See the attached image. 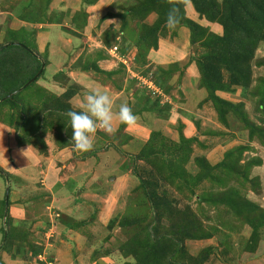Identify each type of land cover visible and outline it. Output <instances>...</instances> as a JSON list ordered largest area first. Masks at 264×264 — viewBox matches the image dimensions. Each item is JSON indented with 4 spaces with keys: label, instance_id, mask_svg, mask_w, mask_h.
Instances as JSON below:
<instances>
[{
    "label": "trees",
    "instance_id": "obj_1",
    "mask_svg": "<svg viewBox=\"0 0 264 264\" xmlns=\"http://www.w3.org/2000/svg\"><path fill=\"white\" fill-rule=\"evenodd\" d=\"M33 1L36 2V6H31L32 12L27 15H19L20 20L35 23L36 20H39V13L44 14L42 10L51 0H30V4ZM97 1L81 0L80 10L73 11V13H70V10L58 14L53 13L51 17H48L50 21L47 22L62 23L68 19L71 26L77 30H82L87 23L88 15L84 7L93 5ZM169 7L167 0H136L120 14L121 30L126 27L127 19L138 22L139 33L135 46L157 49L161 34L170 30L165 25ZM191 7L200 19L221 27L219 33L207 32L208 30L202 25L185 17L184 8L181 9L180 26L189 29L190 42L195 44L204 36L206 37L202 43H198L202 52L196 53L193 57L199 75L198 87L206 91V96L199 105L208 104L214 112L216 122L223 127L228 126V116H233L239 121L241 128L247 132V140L264 147V76H254L253 74L254 66H264V56L255 59L256 49L260 42H264V0H192ZM152 12L157 15L156 19L150 24L144 22ZM48 18L46 19L48 20ZM39 22H44L43 18ZM22 30L24 31V29ZM14 33V31L8 30L5 42H19L24 47L8 45L4 48L13 47L29 54L33 60H28L32 66L26 70L25 80L15 88L5 89L4 96L28 81L41 65L40 60L30 54L31 51L39 54L36 47L29 45V43L33 45L34 43L28 39L20 40ZM121 53L123 54L124 50ZM13 54L17 57L19 55L15 51ZM42 58L46 64L45 56L42 55ZM92 67L95 72L107 74L94 63ZM172 70L178 69L173 67L168 72L170 73ZM0 71L2 72V70ZM42 74L43 71L40 75ZM154 77L156 86L163 89L164 92H169L168 83L163 85L157 74ZM37 79L38 77L30 84L34 85ZM238 89L241 100L238 99L237 102L227 99L223 94L225 92L236 93ZM76 91V85H69L60 96L51 94L50 99H43L39 90L38 97L29 103L31 106L26 110L24 104H18L14 100L16 94H13L0 101V122L14 129L18 145L32 144L40 152L45 151L46 146L43 137L54 123L64 137L63 145L70 144L73 142L71 140L72 130L69 118L65 113L72 110L67 101ZM247 98L253 99L251 111L253 110L256 114L257 120H252L248 116L244 102ZM145 100L148 101L149 99L146 98ZM153 100L152 105L148 106L147 109L160 110L159 118L166 119L167 115L164 114L165 111L163 110H168L169 105L165 104L162 108H158V98ZM142 110H144V105ZM195 124L197 128L198 122ZM123 126L124 124L120 123V127ZM181 126L178 127V140L168 139L161 131L152 130L138 153L129 158L135 162L144 161L155 170L161 180L178 190L184 188L191 194H194V190L203 182L212 181V184H215V188H219V191L211 192L205 197L199 195V200L202 198L206 201L210 200L214 204H220L235 218L249 225L251 232L243 250L254 252L260 240L259 228L264 225V209L247 199L245 195L240 194L239 189L246 188L248 185L250 186L248 190L257 191L260 188L259 178L250 173L251 168L261 164L260 157L250 155L248 144H240L227 149L222 158L214 164L204 156L192 157L193 144L199 146L197 137L185 136ZM219 132L208 131L203 134L219 135ZM189 160H192L197 167L195 173H190L185 168ZM134 171L135 174H138L136 169ZM136 177L139 183L135 189L143 195L146 211L143 215L133 213V217L124 215L117 224L120 228L132 230V233L119 243V254L123 257H131L135 264H204L217 251V247L210 245L202 248L196 255H190L185 251L184 242L186 239L211 238L215 235L217 227L213 229L204 226L197 213L188 206L183 209L178 208L175 201L171 200L164 190L158 191L160 185L157 180L153 182L139 175ZM0 203L3 206L5 200L3 199ZM7 203L9 205V200ZM3 210L4 207H2L0 215H3ZM163 220L167 222L163 223ZM62 222L69 228H75L77 225L72 218L69 219L68 217L62 218ZM110 223L111 221H109ZM113 225L114 223H111L109 227L111 228ZM6 226H9V229H6V238L1 246V249L5 251L17 240L23 241L19 236L20 232L12 226L8 213H6ZM2 231L4 233V228ZM224 237L227 235L225 234ZM220 243L223 246L222 240ZM23 246H30L32 253L36 251L35 245L28 241L26 244L22 243V246H17L18 249L13 253V256L16 253H22ZM38 250L39 248H37ZM220 252L226 254L228 251L222 249Z\"/></svg>",
    "mask_w": 264,
    "mask_h": 264
},
{
    "label": "rangeland",
    "instance_id": "obj_2",
    "mask_svg": "<svg viewBox=\"0 0 264 264\" xmlns=\"http://www.w3.org/2000/svg\"><path fill=\"white\" fill-rule=\"evenodd\" d=\"M29 1L30 0H0V12H1L0 13V44L6 43L5 39H6L8 30L14 31L15 32L14 34L20 40H23V41H25L26 39L31 40L34 43V45L29 43L31 47L33 46L36 47V44L38 45V42L35 39V37H32L34 36L36 30L41 35L40 36L41 41L46 39V36H47L46 27L44 26L42 28H39L40 25H36V26L29 25L26 27V29L28 30L24 28V31L22 30V28L20 30H14V28L10 26L9 22L13 20L14 18H17L20 20L21 18L19 17V15L21 14L27 15L28 13L32 12L31 6L32 7L34 5L36 6V2L33 1V3L30 4ZM119 1L120 0H110V1H107L108 3L106 2L105 4H103V6H100L99 10H101V13L103 14V17L101 18V20H105V21H102L99 24V23H96V20H94L98 18L96 17L93 18V24L89 25V30L91 31V29L93 28L95 29L96 32L93 35H91L89 30L86 31V39H85L86 44L85 45L91 48L92 50H94L95 48L98 47L97 44L102 46L103 40L108 45L112 44L113 42H117L118 46L119 44L121 45L120 53L122 52L124 47L126 48L127 51H130L133 45L135 49H132L131 53L129 54L128 59L127 57H124V58L120 57L122 58V60L120 61L124 62V64L122 62L121 64L124 65L126 72H127V83H125L126 85L125 87H128L129 85V87H131L130 90H133L134 94H136L137 96L135 100L131 101L132 103L131 108L134 112V110H137L138 107H141L140 111L143 113L139 114L137 117L141 118L143 124H145L146 127H149L151 131L158 130V131H161V133L164 134L166 137H168V139L178 140V132H179L178 127L181 125L180 118L182 117L181 116L182 114L180 111L184 110L182 108L185 106L184 104L187 99L185 98L184 95H182V97L184 96V98L182 99V97H180V95L178 94L177 89L181 87L182 85L181 79L183 78L182 76H183L184 70H187L186 67L190 63H193V62L195 63V60L193 59V57L196 55V53L200 54L202 52V50L198 46V43H202V41L205 40L206 37L204 36L199 41L195 42V44H192L190 42L189 29L185 26H179L175 29H170L167 32L164 31L161 34L160 37L161 39H165L164 40L165 43H163L162 45L160 44L157 49H147L145 47H140L141 48V52H140V48L135 46L139 31L136 30L137 28L133 26L131 27V29L125 28L124 35L122 33L120 35L119 40L113 39L112 41L111 37H109V35H106V34L108 33V30L113 27V25H117L118 29L121 28L122 20L120 18V14L129 6L128 4L130 3V0L129 1L126 0V2L123 1L119 4L118 3ZM135 2L136 0H134L133 3ZM58 3H60V0H51L46 5L45 9L42 10L45 16L43 17L44 14L40 12L39 20H36L35 24L36 23L46 24L47 21H50L48 17L49 16L51 17L53 12H49V9H52V7L53 8L60 7ZM80 9H81V6L78 8V10ZM84 9L86 10V6L84 7ZM192 10L193 9L191 6L184 8L185 17H187L188 19L192 21L197 22L200 25H204L203 28L207 29L208 30L207 32H210V31L215 32L214 30L216 28L214 25L215 23H209L204 19H200L199 16H197L195 12L194 13L192 12ZM190 13L194 15L191 16ZM41 18H43L44 20L43 23L39 22ZM46 18H48V20ZM53 18L55 19V17ZM108 18H116V19L113 20L112 24H110L111 21L107 20ZM201 22H203V24ZM31 24H34V23H31ZM56 24H58L57 28L60 31H64L68 36L73 38L71 39L69 37L67 39H69L72 42H75V37H77V35H73V34L75 33L74 31H77V29L68 23V19L67 21L64 20L62 21V23H56ZM31 27H34L35 29L32 33L29 30ZM50 29L51 31L49 32H51L52 34L50 35L51 44L53 46L58 45L59 44L57 41L58 37L56 38L55 34L59 30L53 27ZM181 29H183L184 32ZM78 31H81V30H78ZM220 32H221V27H220ZM37 35L38 34L36 33L35 34L36 38L38 37ZM124 37L125 38L128 37L132 41V43H128L127 45H125V42L123 39ZM182 39H184V42H181ZM99 42H102V43H99ZM130 44L132 45L128 47V45ZM194 45H197V46L193 49ZM48 46H49V43L45 48H43L44 50L41 53L37 51V53H39L38 55L35 53V51H31L32 53L30 54L37 57L41 63V59L43 60L42 55L45 56L46 60L48 59L47 57H49ZM182 46L185 48V50L181 48ZM14 51L17 52L20 55V57L19 55L18 57L17 55L14 56L13 54ZM90 52H93V51H90ZM150 52L153 56L152 58L151 56L147 58V54H150ZM181 53H183V56L181 58H178L177 56L180 55ZM83 55H86V54L84 53ZM114 55H115V58L118 59L119 57L118 54L114 53ZM263 56H264V42H260V45L256 49L255 59L257 57L260 58ZM20 58H22V60H20ZM56 59H58V57L56 56L52 57L53 61ZM28 60H33L29 54L21 52L13 47L4 48L0 50V70H2V72L0 71V99L4 97V94L6 93L5 89L15 88L16 86L20 85L25 80L27 76L26 70L30 69L29 67L32 66L30 65L31 62H29ZM173 67L177 68L178 70H172V72L169 73L168 70L172 69ZM44 73L48 74L49 69L46 68ZM139 73H142V74L136 76ZM155 74H157V76L159 77V81L163 82V85L168 83L170 87L169 92H164L163 89L156 86V84L154 83ZM253 74L254 76H257V75L264 76V66H260V67L254 66ZM40 76H41L40 74L37 76L38 79H40ZM143 80H145L146 82ZM34 85L28 84L24 87L20 86L18 87L20 90L15 93L16 95L14 97V100L17 101L18 104L20 103L24 104L25 110L31 106V104L29 103L33 101L35 96L38 95L36 90H34L33 88ZM237 91L238 92L236 93L225 92L223 94H225V97H227V99H230L233 102H237L241 100L239 96L240 90L238 89ZM194 92L198 93L197 91H194ZM129 96H130L129 92L125 91V95H123L122 93L121 94V97L123 98L122 101L126 100V98ZM196 96L197 95H195L193 99H195ZM146 98H148L149 100L148 101L145 100ZM155 98H158L157 100L158 106H159L158 108H162L165 104L169 105L168 110H163V111H165L164 112L165 115L170 116V117L168 118L166 116L165 117L166 119L161 118L163 122L162 124L161 123L157 124L155 122H153L154 124L152 123V121L156 119L157 120L160 119L159 118L160 116L158 115L160 110L156 111V109L155 110L147 109L148 106L152 105L151 103L154 101L153 99ZM198 102L199 101H197L196 104ZM244 102H245V109L248 113V116L252 120H255V119L257 120L256 114L253 112V110L251 111V107H253V99L247 98L244 100ZM199 103H198V106L195 107V111L198 109L200 110L203 106L209 107L208 104L199 105ZM143 105H144V110H142ZM202 111H204V113L205 112L208 113L207 115H205V122H204L205 126H203V124L201 125V123L198 121V127L197 128L195 127V130H193V133L189 131L190 130L189 128L185 129L184 131L185 132L184 134L187 137H190L191 135L197 137V141L199 143V146L198 144H193L192 157L204 156L212 163L215 161L218 162L222 158L223 153L227 149L236 147L237 145H240V144L249 145L250 150L248 151L250 152V155L252 156L254 155L258 157L264 156V147L262 148V146L258 145L256 142H253V141L249 142L247 140V132L241 128V124L233 116L231 115L228 116L227 118L228 126L223 127L217 122H214L216 121L214 114H213V117H211L212 114L207 108H204ZM170 112L174 113V116L172 119H171ZM195 113L196 114L190 117L191 118L194 117L196 119L198 117V114L197 112ZM177 114L179 115V118ZM194 126L196 125L194 124ZM176 129L177 131L175 132ZM208 131H211V132L220 131V132H219V135L218 134H212V135L203 134ZM103 137H104L103 135L102 137L100 136L98 142L94 145L95 147H94V154H93L92 160L89 162V164L87 161L89 171H87L84 175L78 174L77 176L70 178L66 183L65 189H58V188L54 189L56 192L55 197L58 200V202L56 201L57 202L56 204L59 205L58 207L63 212H66L65 215H67L69 219L70 218H73V219L86 218L88 220L87 224L93 220V221H96L95 226L97 227L99 226L102 227V224H103L102 229L100 228V230L98 231L99 236H100V237L98 236L99 237V240L97 242L98 245H95V248H94L96 249L97 256L98 255L104 256V254L108 255L114 251L119 253L118 251L119 243L125 240L132 233V230L131 229L125 230L123 228H120L117 224L120 222V220L122 219L124 215L132 216L133 213H136V214L141 213L143 215V213L146 211V203L145 204L143 203V199H144L143 195H141L139 190L135 189V187L139 183L136 175H139L153 182L157 180L160 185L158 187L159 192L164 190L166 192V195L171 200L175 201L178 208L183 209L184 207L188 206L191 210L196 212L197 215L200 217L201 222L204 224V226L213 228V229L214 227H217L215 235L212 236L211 238L201 239V240L186 239L184 242V247H185V251L187 254L196 255L202 248L211 245L213 247H217L216 248L217 251L214 254H212L209 257V259L206 262H204V264H245L244 263L245 257L242 255L243 252H245L243 250V246L246 243L250 235V232H251L250 226L242 223L241 220H238L237 218H235L234 215H232L229 211H227V209L224 206H221L220 204H214L212 201L210 200L206 201L202 198L199 200V195L200 196L204 195L203 197H205V195H208L211 192H214L216 190L219 191V188H215V184L213 185L212 181L203 182L199 187H197L194 190L195 191L194 194H191L189 191H187L184 188L181 190H178L174 186L169 185L167 182L161 180L160 177L155 172V170L150 165L145 163L144 161L139 160L138 162L137 161L135 162L133 159L131 160L129 158L131 155L133 154L135 155L138 153V151L140 150V146L134 147L132 149L130 147L129 149L131 150V152H125L128 155H130L128 156L127 154L118 152L113 146L109 145L112 143L105 140ZM83 154L84 153H81L78 151V154L76 156L77 157L76 160L78 161L77 164L79 163L77 170L81 168V165H84L86 163L80 160ZM185 168L190 173H195L197 171V167L195 166L192 160H189V162L186 163ZM135 169H136V173L138 172V174H135V171H134ZM253 170L255 173L256 172L259 173V174H251V175L259 178L260 188L257 189V191L248 190L250 188V186L248 185L246 186V188L239 189L241 192L240 194L245 195V197L252 202L257 201L255 203H257L261 208L264 209V167L255 166V168L254 167L251 168L250 173H254L252 172ZM126 172L129 174L130 181L126 182L125 188H123L124 185H121V186L119 185V188L114 187V184L116 183L115 179L119 177L121 174H124ZM8 176L9 175H6V177ZM4 178L1 177V174H0V202H2L3 199L5 200L6 190H10V187L6 184L8 180ZM10 185H11V188L13 189L14 180L13 181L10 180ZM18 186H20V183ZM24 193L25 194H22V197L20 198V200L18 199V200H15L14 202L22 206L25 212V217L28 219H32L34 223L38 221L40 224L44 223L46 224V226L47 225L49 226L50 222L45 223L46 221L44 220V215L37 217L38 215L43 214L41 213V211L42 209H44L46 201L40 200L39 197L41 195L35 192L26 191ZM83 193H87L89 195H86L85 197H83L82 196ZM93 194H95L96 196ZM252 194H255V195L252 196ZM50 198L51 197L49 196L47 199L49 200ZM7 202H8V197H7ZM6 205H8V203H6ZM4 206H5V203L3 204V206L0 203V211H2V207ZM58 207H54L50 211L51 212V226L54 224V222H55L54 225L60 224V222L62 221V218L66 217L63 212L61 213V210H59ZM67 211H70V212H67ZM56 213L60 214L61 217H57L58 215ZM33 216H36V217L33 218ZM101 221H103V223ZM109 221H111V223H114V225L111 228L109 227V225L111 224V223L109 224ZM220 221H222L223 223H221ZM166 222H167L166 220H163V223H166ZM30 226L29 225L26 226L23 223L20 224V222H16V225H14L13 227H15L17 231L20 232V235H19L20 238L24 239L25 233L28 231V229L32 227ZM5 227H6L5 229H9V226H5ZM88 228L90 229V227ZM263 228H264V225L259 228V234L263 230ZM59 229H60L59 227L55 228L53 226L52 230L49 229V235L51 238H48L49 236L48 235V236H45L43 242H41V239L39 238L37 241H40L41 244L42 243L45 244L46 243L45 241L48 239L49 244L52 245L53 242L55 244V242L57 241L56 239L58 237H56L55 239L54 233L55 232L59 233L60 232ZM1 233H2V229L0 230V234ZM66 233H68L67 235L68 237L64 239H70L74 241L73 235L76 234L75 231L71 232L70 230H66ZM225 234L227 235V237H224ZM263 235H264V232H263ZM61 238L62 236L60 237V239ZM220 240H222L223 246H221ZM260 242H263V240ZM68 244H71L68 247V250L71 249L72 255L75 256L76 254L75 246L77 248V244L74 242H70ZM260 244H263V243H260ZM17 246H22V241L17 240L16 243L9 246L6 252H8L9 256L11 255L12 258H20V259L26 260L27 259L26 252H28V250L27 248H24L25 246H23L22 249L20 248L22 250V253L21 252L16 253L13 256V253L17 251L18 249ZM56 246L59 247L60 243H58ZM35 247L41 248V246L38 244H35ZM23 249H24V252H23ZM44 249L45 247H43V250ZM222 249H226L228 252H226V254H221L220 251ZM40 250H42V248ZM261 250L262 248H260V251ZM58 258L60 260V263L62 264L64 260L63 256L59 254ZM52 261H53V264H57V263H54L53 259ZM133 263H134V260H133ZM101 264H105V263L102 262Z\"/></svg>",
    "mask_w": 264,
    "mask_h": 264
},
{
    "label": "crops",
    "instance_id": "obj_3",
    "mask_svg": "<svg viewBox=\"0 0 264 264\" xmlns=\"http://www.w3.org/2000/svg\"><path fill=\"white\" fill-rule=\"evenodd\" d=\"M107 1H110V0H98L95 4L86 6V12L88 14L87 15L88 22L86 26L84 27V29H82L81 31H78V30L74 31L75 33L73 35H77V37H75V42H72L69 39H67L70 36H68L64 31H60L57 28L58 24H56L55 22H47L48 24L47 23L44 24L43 22H42L43 24H40V23L31 24L30 22L19 20L17 18H14L13 20L9 22L10 26L14 28V30H20L21 28L26 29V27L29 25H35V26L40 25L39 28H42L43 26L46 27L47 36L45 40L43 41L40 40L41 35L39 32H37V30L35 34L37 33L38 37L36 38L35 34L33 36L38 42V45L36 44V49L39 53H41L44 50L43 48H45L49 43V46H48L49 57H47L48 58L47 63L44 65V68L42 70L43 74L40 76V79L36 80L35 85L33 87L34 90H36L37 94H38V91L40 90L43 99H47V98L50 99L51 94L55 96H60L66 91L67 86L76 85L77 86L76 93L67 101V103L69 104V107L72 110L80 111L81 110L79 107L80 101L85 95L93 91H100L103 93H107L110 97L114 98L116 102V108L114 109V111H118V107L121 103H127L130 107H132L131 101L135 100L137 96L136 94H134L133 90H130L131 87H129V85L128 87H125L126 86L125 83H127V72H126L124 65L121 64V62L123 64L124 62L120 60H122V58L124 57H127V59L129 58V54L131 53L132 49H135L133 45L132 44L128 45V47L132 45V49H130V51H127L126 48L124 47L123 54L120 53L121 45L119 44L118 46L117 42H113L112 44L108 45L103 40V43L99 42V43H102V46L97 44L98 47L95 48L94 50H92L91 48L85 45L86 44L85 43L86 42L85 41L86 31L89 30V25L93 24V18L95 17L98 18L94 20H96V23H99V24L100 22L105 21V20H101V18L103 17V14L101 13V10H99V8L100 6H103V4H105ZM123 1L126 2V0H120L118 3L120 4ZM133 2L134 0L132 1L130 0V3L128 5L133 4ZM58 5H60V7H55V8L52 7V9H49V12L58 14L60 12H65L67 10H70V13H73V11L78 10V8L81 6V0H60V3H58ZM192 12L194 13L193 10ZM190 15L192 16L194 14L190 13ZM114 19L116 18H108L107 20H110L111 21L110 24H112ZM155 19H156V14L152 12L146 17L144 22L150 24ZM65 20L67 21V19ZM201 23L203 24V22ZM214 25L216 27V28L214 27L215 32L219 33L220 26L217 24H214ZM133 26L137 28L136 30H138L139 23L136 21H130L129 19H127L125 28L131 29V27ZM52 27L59 30L55 34L56 38L58 37L57 41L59 44L54 45V46L51 44L50 35L52 34L51 32H49L51 31L50 28ZM124 29L122 30L121 28L118 29L117 25H113V27L108 30V33L106 35H109L112 41L113 39L119 40L120 35L122 33L124 35ZM29 30L32 33L35 29L34 27H31ZM181 30L183 31V29ZM95 32H96L95 29L92 28L90 31V34L93 35ZM70 38L73 39L72 37ZM123 39H124L125 45H127L128 43H132V41L128 37L127 38L124 37ZM164 40L165 39L160 38L158 40V46L160 44L162 45L163 43H165ZM181 42H184V39H182ZM113 46L117 47V50L115 53L118 54L119 56L118 59L115 58V55L113 52L108 51ZM183 46L181 48L185 50ZM90 51H93V52H90ZM84 53L86 55H83ZM53 56L58 57V59L53 61L52 60ZM150 56L151 58L153 56L151 52L150 54H147V58H149ZM182 56H183V53H181L177 57L181 58ZM93 63L101 71L107 74H104L102 72H95L92 67ZM46 68L49 69L48 74L44 73ZM186 69L187 70H184V73L182 76L183 78L181 79L182 85L181 87L177 89L180 97L184 95L185 98L187 99L184 104L185 106L182 108L184 110L180 111L182 114L181 115L182 117L180 118V124L182 125L183 133H185L184 132L185 129H188V128L190 129L189 131L193 133V130H195V127H196L194 126V124L196 122L199 121L201 125L203 124V126H205L204 125L205 115H207L208 113L207 112L204 113V111L202 110L204 108H207L212 114L211 117H213L214 112L207 105H206L207 107L203 106L200 110L198 109L195 111V107L198 106V103L201 102L205 98L206 91L203 88L198 87L199 75H198L195 63L194 62L190 63L186 67ZM109 73L111 74L109 75ZM141 74L142 73H139L136 76L141 75ZM125 91L129 92L130 96L127 97L126 100L122 101L123 98L121 97V94L123 93V95H125ZM194 91H197L198 93H195ZM195 95L197 96L195 99H193ZM184 96L182 97V99L184 98ZM37 97L38 95L35 96L34 100ZM197 101L199 102L196 104ZM140 110H141V107H138L137 110H134V114L136 116H138L139 114H142L143 112H141ZM195 112H197L198 117L196 119L194 117L191 118L190 116L196 114ZM170 113H171V119H172L174 116V113L173 112H170ZM177 116L179 118L178 114ZM169 117L170 116H168V118ZM153 122L157 124L163 123L161 118L158 120L156 119L152 121V123ZM113 127L115 128L114 135H108L102 130H97L95 140H94V145L98 142L99 137L100 136L102 137L103 135L104 136L103 138L105 140L112 143L109 145L113 146L118 152L127 154L125 152H131V150L129 149L130 147L131 149L134 147H138V146H140L141 148L142 144L146 141L151 131L149 127H146L145 124H143L141 118H138L137 124L133 127H127L125 125L123 127H120V122L118 121V119L114 118ZM176 131L177 129L175 130V132ZM43 140L46 146L44 152H40L32 144L18 145L16 142L14 129L0 122V168L2 169L1 170L2 172L4 171L9 176L6 177L5 173L4 174L0 173V174H1V177L3 178L5 177L4 179L8 180L6 184L10 187V190H7L8 191L7 197H8L10 204L4 206L3 215H0V230L4 228V233H6V229H5L6 228L5 227L6 226V213H8V216L11 219V224L13 226L16 225V222H20V224L23 223L26 226L27 225L32 226V227L30 226L31 228L28 229V231L25 233L22 243L26 244L28 241L32 240L31 242L33 243V245L38 244L42 248V250L39 249L37 251V248H40V247L34 246V248H36L35 249L36 251L32 253L30 246H25L24 248H27L28 250V252H26L27 253L26 260H23L20 258H12L11 255H10L11 257L9 256L8 252L1 249V246L3 242L5 241L4 233L2 231V233L0 234V254H1L0 264H43L37 256L35 257L36 253L37 254L42 253L44 257L50 258L51 261L53 259L54 263H57V264H61L58 258L59 254H61L64 259L62 264H101L102 262H104L105 264H135L133 263V260L131 259V257H123L116 251L111 252L108 255L104 254V256L96 255V249L94 248H95V245H98L97 242L100 237L98 231L100 230V228L102 229L103 224H102V227L101 226L97 227L95 226L96 221L92 220L89 222L90 224L89 223L87 224L88 220L86 218L84 219H73L72 218V220L75 223H77L75 228L67 227L63 223L64 221L62 222L61 220H60L61 221L60 224L54 225L55 224L54 222V224L51 226V212L50 211L52 208L59 206L58 204H56L58 200L55 197L56 192L54 189L55 188L65 189L66 183L70 178L75 177L78 174L84 175L87 171H89L88 164L93 158V152H94L95 146L93 147L91 151H89V153H84L81 156L80 160L86 163L84 165H81V168L77 170L79 163L77 164L78 161L76 160L77 158L76 156L78 154V151L74 150L73 142L67 145H63L64 137L57 130L56 123H54L52 127L48 129V131L45 133L43 137ZM260 158H261V164L258 165V167L260 166L264 167V156L263 157L261 156ZM87 161H88V164H87ZM214 163H216V161L213 162L212 164ZM252 172H254V170ZM251 174H259V173L254 172ZM10 180L11 181L14 180L13 189L11 188ZM115 181L116 183L114 184V187L119 188V185L120 186L124 185L123 188H125L126 182L130 181L129 174L127 172L124 174H121L119 177L115 179ZM19 183H20V186H18ZM26 191L35 192L41 195L39 197L40 200L46 201L44 209H42L41 211V213L43 214L38 215L37 217L44 215V220L46 221L45 223L50 222L49 226L48 225L46 226V224L44 223L40 224L38 221L34 223L32 219L26 218L25 212L22 206L14 202L15 200H18V199L20 200V198L22 197V194H25L24 192ZM86 195H89V194L87 193L82 194L83 197H85ZM254 195L255 194H252V196ZM49 196L51 198L48 200L47 198ZM254 202H257V201H254ZM59 210L61 209L59 208ZM62 212L63 211L61 210V213ZM67 212H70V211H67ZM63 213L65 215L66 212H63ZM56 214L55 215L57 217H61L59 216L60 214L58 213ZM65 216L68 217L67 215ZM35 217L36 216H33V218ZM101 222L103 223V221ZM53 226L55 228L56 227L60 228L59 233L58 232L54 233V236H55L54 238L56 239V237H58L56 239L57 241L55 242V244L53 242V244L51 245L49 244L48 239L46 237L47 239L45 241L46 243L41 244L45 236L49 235V229L52 230ZM88 227H90V229ZM66 230H70L71 232L75 231L76 234L73 235L74 241L70 239H64L68 237L67 236L68 233H66ZM263 232H264V228L260 232V240L254 252H247V251L243 252L242 255L245 257V260H244L245 264H261V263L264 264V235H263ZM61 236L62 238L60 239ZM38 238L41 239V242L37 241ZM48 238H51L50 235L48 236ZM262 240L263 242H260ZM70 242H74L77 244V248L75 246V251H76L75 256L72 255L71 249L68 250V247L71 245V244H68ZM58 243H60L59 247L56 246ZM260 243H263V244H260ZM42 246L45 247L44 250ZM260 248H262L261 251H260ZM37 259L40 261V263Z\"/></svg>",
    "mask_w": 264,
    "mask_h": 264
},
{
    "label": "clouds",
    "instance_id": "obj_4",
    "mask_svg": "<svg viewBox=\"0 0 264 264\" xmlns=\"http://www.w3.org/2000/svg\"><path fill=\"white\" fill-rule=\"evenodd\" d=\"M167 3L170 7L166 14L165 25L169 29H175L181 23V9L191 6L192 0H167ZM79 107L80 111L69 110L65 115L69 118L72 130L73 148L81 153H87L93 149L97 130L114 135V118L127 127H133L138 122V117L127 103H121L118 111H114L116 108L115 99L100 91H93L85 95L80 101ZM39 254L42 253H38L37 257ZM45 259L51 261L47 257ZM40 260L46 264L44 259Z\"/></svg>",
    "mask_w": 264,
    "mask_h": 264
},
{
    "label": "water",
    "instance_id": "obj_5",
    "mask_svg": "<svg viewBox=\"0 0 264 264\" xmlns=\"http://www.w3.org/2000/svg\"><path fill=\"white\" fill-rule=\"evenodd\" d=\"M8 45H18V46H22V47H24V45H23L22 43H19V42H8V43H4V44L0 45V50H2L4 47H6V46H8ZM196 46H197V45H194V46H193V49H194ZM43 68H44V61L41 59V65H40V68L38 69V71H37V72H36V73H35V74H34V75H33L28 81H26V82L22 85V87H24V86L30 84L33 80H35L36 77L42 72ZM22 87H21V88H22ZM19 90H20L19 88L16 89V90L13 91L12 93H10V94L4 96L3 98H1L0 101H2V100L5 99V98H8V97L12 96L13 94H15V93H16L17 91H19ZM0 173L3 174V172H0ZM7 194H8V191L6 190V193H5V205H6V203H7ZM5 237H6V233H4V239H5Z\"/></svg>",
    "mask_w": 264,
    "mask_h": 264
},
{
    "label": "built area",
    "instance_id": "obj_6",
    "mask_svg": "<svg viewBox=\"0 0 264 264\" xmlns=\"http://www.w3.org/2000/svg\"><path fill=\"white\" fill-rule=\"evenodd\" d=\"M116 50H117V47H116V46H113V47H112L110 50H108V51L115 53ZM143 81H145V80H143ZM145 82H146V81H145ZM38 258H40V259H44V261L46 262V264H52V262H51V261H47V260L45 259V257H43L42 254H39V255H38Z\"/></svg>",
    "mask_w": 264,
    "mask_h": 264
}]
</instances>
